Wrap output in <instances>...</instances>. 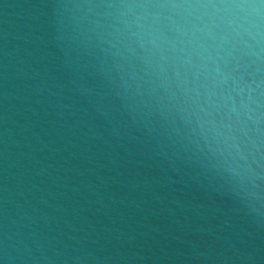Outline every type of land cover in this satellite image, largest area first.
I'll return each mask as SVG.
<instances>
[{"label":"water","instance_id":"obj_1","mask_svg":"<svg viewBox=\"0 0 264 264\" xmlns=\"http://www.w3.org/2000/svg\"><path fill=\"white\" fill-rule=\"evenodd\" d=\"M98 2L0 0V241L7 232L22 255L90 251L127 264H211L231 248L264 264V218L173 143L140 102L149 97L132 94L135 79L119 99L94 73L112 81L117 70L73 43L87 39V10L53 8ZM258 116L264 148V105Z\"/></svg>","mask_w":264,"mask_h":264},{"label":"clouds","instance_id":"obj_2","mask_svg":"<svg viewBox=\"0 0 264 264\" xmlns=\"http://www.w3.org/2000/svg\"><path fill=\"white\" fill-rule=\"evenodd\" d=\"M53 8L87 10L93 16L87 39L74 36L73 43L117 70L112 81L105 80L103 67L94 73L117 89L119 99V89L129 93L125 84L135 79L132 94L149 97L140 102L166 128L170 124L173 143L190 145L185 148L189 159L231 183L248 211L264 218L258 116L264 105V0H102ZM251 112L257 117L249 130ZM9 241L5 232L0 264H127L122 257L90 251L74 257L22 255ZM259 258L231 248L206 257L211 264H252Z\"/></svg>","mask_w":264,"mask_h":264}]
</instances>
